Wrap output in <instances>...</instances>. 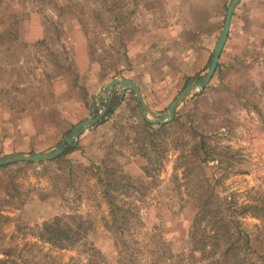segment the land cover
Segmentation results:
<instances>
[{"label": "rangeland", "instance_id": "obj_1", "mask_svg": "<svg viewBox=\"0 0 264 264\" xmlns=\"http://www.w3.org/2000/svg\"><path fill=\"white\" fill-rule=\"evenodd\" d=\"M231 1L0 0V156L52 150L110 101L75 150L0 166V264H173L210 193L249 238L232 262L264 264V0L240 1L213 78L165 125L131 89L94 95L127 77L166 112Z\"/></svg>", "mask_w": 264, "mask_h": 264}, {"label": "water", "instance_id": "obj_2", "mask_svg": "<svg viewBox=\"0 0 264 264\" xmlns=\"http://www.w3.org/2000/svg\"><path fill=\"white\" fill-rule=\"evenodd\" d=\"M241 0H232L225 17L224 25L221 35L214 49L210 67L207 72L197 80L189 82L185 88L176 96V98L170 103L168 110L163 113H159L153 110L146 102L144 93L140 85L133 79L127 77L114 78L106 81L102 84L99 93L96 94V99L101 100L102 96L106 93L109 100L112 98L116 91L120 92V96L123 98L127 89H131L136 94L140 110L146 120L152 123H164L169 122L175 115L176 108L181 102H183L189 95L195 91L205 88L214 76V73L218 67L222 50L229 38L231 23L235 8ZM109 102L107 106L103 107L99 113L92 114L86 120L77 123L69 132L60 144L49 151L44 152H16L0 156V166H5L14 162L20 161H43L57 158L63 154L70 146L76 145L79 136L86 130L92 128L98 124L101 118L106 114L109 108Z\"/></svg>", "mask_w": 264, "mask_h": 264}, {"label": "trees", "instance_id": "obj_3", "mask_svg": "<svg viewBox=\"0 0 264 264\" xmlns=\"http://www.w3.org/2000/svg\"><path fill=\"white\" fill-rule=\"evenodd\" d=\"M147 125H153L146 120ZM165 125V123H160ZM205 147V140H202ZM77 148L70 146L64 153ZM226 203L213 193L201 201L192 226V245L189 254L174 255L173 264H195V259L210 260L215 264H235L233 256L240 250L249 248V238L244 240V231L233 226L227 216ZM242 240V242H241ZM0 262H5L1 261Z\"/></svg>", "mask_w": 264, "mask_h": 264}, {"label": "crops", "instance_id": "obj_4", "mask_svg": "<svg viewBox=\"0 0 264 264\" xmlns=\"http://www.w3.org/2000/svg\"><path fill=\"white\" fill-rule=\"evenodd\" d=\"M101 86H102V84L99 86L98 91L94 94L95 96H96L97 93H99Z\"/></svg>", "mask_w": 264, "mask_h": 264}]
</instances>
